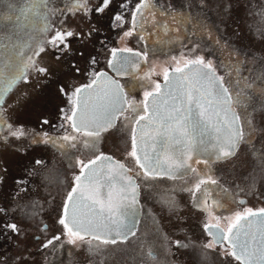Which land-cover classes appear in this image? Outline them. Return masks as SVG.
Here are the masks:
<instances>
[{
    "label": "flooded vegetation",
    "instance_id": "flooded-vegetation-1",
    "mask_svg": "<svg viewBox=\"0 0 264 264\" xmlns=\"http://www.w3.org/2000/svg\"><path fill=\"white\" fill-rule=\"evenodd\" d=\"M135 7L129 13H124L126 15L122 18L125 26H128L132 33L151 35L149 46L150 53L155 55L154 61L150 63L146 57V67L136 76H120L108 64L112 58L110 54L94 73L108 70L116 74L126 90L127 100L139 103L141 108L133 113L129 107L128 111L119 114L114 126L100 133L99 138L104 139L101 141L98 138L94 146H84V137L73 133L70 121L66 124L59 118V121H55L57 126L54 127L55 132L53 128L41 129L47 131L46 139L50 136L57 140L56 146H53L52 142H47L52 151L70 162L73 161L75 171L71 184L74 185V177L80 174L82 165L78 162L88 163L102 153L116 156L112 151L100 149L107 139L105 136L127 131L132 139V130L136 126L133 118L146 113L143 108L145 99L143 100L140 94L143 90L153 91L155 83L161 84L164 73L174 69L177 66V60L180 61V66H183L186 59H195L198 56L203 57L206 62L211 61L216 73L224 78L223 82L230 92H245L250 97L246 111L252 113L251 119L254 117L255 121L253 129H249L244 123L245 110L234 104L238 114H241L243 127L250 133L246 137V142L241 143L236 154L229 159L197 160L193 168L195 171L185 175L171 178L168 176L145 177L142 174L143 170L135 163V159L134 163H131L125 158L117 157L124 160L133 170V176L139 185L140 205L135 226L136 235L130 236L126 241L117 239L116 244H101L94 254H89L88 245L85 243L88 263L109 264L117 261L116 264H220L222 261L223 264H244L243 261H238L234 256L227 254L232 251L229 241L222 240L215 243L214 247H206L210 241L216 239V230L211 229L213 234L210 235L204 225L208 224L211 227L218 224L219 228L226 232L228 224L234 220L236 213L244 215L246 209L258 212L259 209L264 208V176H262L264 175V159H262L264 157V124L259 123L262 117L264 118V93L260 91L264 88V60L260 59L262 56L259 54L254 58L248 51L245 53L239 50L236 47V36L229 31L230 23L228 21L221 23L220 19L214 18L212 14L208 16L196 9L193 10L187 4L164 6L159 0H151L150 8L143 9L142 17L138 14V22L134 28L132 13ZM254 11L257 28L262 31L260 35L264 36V29L261 28L264 13L259 5L254 8ZM120 13L118 10L115 12L117 15ZM28 19L17 21L16 18L11 20L0 17V82L2 83L13 80L19 74L23 67L21 60H27L28 57L34 59L33 51H30L31 48L34 49V42L40 45V42L44 41L38 36L40 32H43L42 29L36 28L37 32L30 30L29 27L32 25ZM55 25V22H52V26ZM43 34L46 35L44 32ZM161 61L166 65L163 69L160 65ZM11 66L17 67L19 70L17 74L10 75ZM94 73L70 88H66L65 85L60 88L63 89L62 93H65V103L61 105L60 112L63 117L65 114L71 115L73 102L76 101V96L73 95L75 89L91 83L95 78ZM146 74L147 78H144ZM26 76L34 79L30 68ZM139 77L142 80L137 81ZM23 80H19L11 91L4 94L3 112L0 113V118L7 124H11L12 130L23 127V124L11 121L5 110L7 107L5 104L15 87ZM143 97L145 98L144 95ZM41 120H45L44 117ZM9 132L8 127L0 124V139L13 137ZM61 134L76 135L79 141H60L58 137ZM28 137L38 142L35 144H40L38 134L26 135V138ZM60 143L64 144L63 149L60 148ZM72 143H75V147L70 146ZM248 151V156L254 163L252 171L243 178L236 168L241 170L239 158ZM36 159L40 163L43 161L41 157ZM200 180L205 181L201 184V192H196L194 196L193 191L186 190ZM197 202L208 210L197 207ZM35 237L42 238L40 233H36ZM50 239L45 238L42 244ZM177 240L182 241L185 247H178L174 243ZM92 243L95 245L99 242L93 240ZM149 250L153 252L155 259L148 257Z\"/></svg>",
    "mask_w": 264,
    "mask_h": 264
},
{
    "label": "snow or ice",
    "instance_id": "snow-or-ice-1",
    "mask_svg": "<svg viewBox=\"0 0 264 264\" xmlns=\"http://www.w3.org/2000/svg\"><path fill=\"white\" fill-rule=\"evenodd\" d=\"M43 2L44 0H23V6L18 10L16 20L27 19L29 13L37 14L39 4ZM109 2L110 0H103L102 5L95 11L103 12ZM0 3H3V0H0ZM87 5L88 0H72L71 7L64 14L75 15L80 12L87 15L92 11ZM150 6L151 0H140V3L136 5L132 13L134 28L138 22V14L142 17L143 9L150 8ZM9 8L13 11L16 10L12 4H9ZM115 19L120 20L121 17L117 16ZM60 23L62 27L59 29L45 23L42 31L44 33L52 31L53 35L42 42L35 53L36 56L45 51L43 44H47L58 53L56 59H59L60 54L70 47L68 40L74 36H81L80 33L67 29L63 20ZM131 35L132 31H126L120 38L123 39ZM122 52H132V49L113 48L111 49L112 58L108 61L109 66L118 74H123L126 71L125 65L128 63L127 58L120 55ZM134 56L140 57L141 54L137 52L134 53ZM28 61L23 64L19 74L0 89V113L3 112L4 94L11 91L19 80H27L26 72L29 68H34L40 74L47 73L46 68L36 67L35 61L31 57L28 58ZM92 63H95L94 58ZM176 64L171 77L167 71L164 73L165 91H161V85L155 83L153 91L144 93L143 108L147 112L151 107V115L147 117L138 115L133 118L134 123L141 127L139 135L135 128L132 130V149L129 155L135 159V163L143 170L142 174L145 177L168 176L171 178L181 169L185 170V174L188 171H195L188 164L190 157L185 154V150L191 149L199 152L201 145L206 146L203 151H207L208 147L212 148L217 159H229L234 156L240 144L245 143L246 137L250 135L249 131L241 124V114L236 112L234 104L245 110L243 112L244 123L248 125L249 129H253L252 113L246 111L250 97L245 92H230L228 88L224 87V78L217 75L211 61L206 62L203 57L198 56L195 59H186L183 66H180L179 60L176 61ZM132 67H139V63L132 64ZM94 77L90 84L75 89L73 95L77 97V100L73 102L71 115H64L65 122H71L73 133H80L84 137L85 147L94 146L100 133L114 126L118 114L128 111L129 107L133 113L141 108L139 103L129 102L121 86L116 81L110 80L106 73L96 72ZM145 78H147V74ZM104 81L110 82L112 87L102 88L97 93L95 102L90 104L89 99L86 98L87 94L95 91V88H101ZM249 87L251 86L249 85ZM260 91L264 93V88ZM149 97H151L150 105L147 102ZM159 101H162L163 104H160ZM207 112L216 116L215 123L212 122L211 116L206 115ZM145 121L147 125L153 126L155 136L145 133V124L142 123ZM47 123V120L42 121V124ZM0 124L8 127L9 134L17 139L26 134L22 127L12 130L13 126L7 124L2 118H0ZM44 135L47 136L46 133ZM146 136L153 145H159L153 147L150 152L145 151L144 148ZM58 139L60 141H79V137L72 134ZM42 142H52L53 146L57 144V140L50 136ZM173 145L180 147L176 149L173 148ZM70 146L75 147V143ZM60 148H64L63 143H60ZM138 150L141 155H138ZM170 150L176 152V159L166 155ZM103 159L110 160L111 158L104 157ZM99 160H101L100 156L88 163L78 162L82 165L80 174L74 177V185L66 197L62 215L58 220V223L66 230L69 242L75 243L78 239L86 243L89 254H94L101 244H116L117 239L126 241L130 236L136 235L137 213L135 209L138 206L136 181L133 176L128 174L130 170L120 163H116L118 171L114 173L111 171L108 173L98 172L96 163ZM205 163L207 162L205 161ZM204 183V180H200L192 188L186 190L193 191L195 196L196 192H201V184ZM117 184L120 185L119 188L116 187ZM100 186L108 189L105 199L100 198ZM204 191L206 192V189ZM78 205L86 208L87 213H81ZM196 206L204 207L199 202L196 203ZM204 210L208 209L204 207ZM3 211L0 209V212ZM258 216L264 220V208L259 209L258 212L246 209L244 215L236 213L234 220L228 224L226 232L221 230L218 224L211 227L205 224L204 227L209 230L210 235L213 234L211 229L216 230V239L210 241L206 247H214L215 243L226 240L229 241L232 249L227 254L234 256L236 260L243 261L244 264H264V232H261V238L257 241L256 235L244 231V226L241 223L242 220L245 223H250L249 217ZM3 227L6 231L11 230L16 234L20 232L15 223H7ZM44 228L46 229L47 225H44ZM86 237H91V239H86ZM59 239V236H54L41 247L47 248L53 244V241ZM93 240L99 243L94 245ZM253 242H256L258 247L250 250V245ZM174 243L178 247H185L182 241L177 240ZM147 255L149 258L155 259L151 250L147 252ZM16 259H20V257Z\"/></svg>",
    "mask_w": 264,
    "mask_h": 264
},
{
    "label": "rangeland",
    "instance_id": "rangeland-1",
    "mask_svg": "<svg viewBox=\"0 0 264 264\" xmlns=\"http://www.w3.org/2000/svg\"><path fill=\"white\" fill-rule=\"evenodd\" d=\"M139 1L110 0L103 12H96L95 9L102 5L103 0H88L87 6L92 11L87 15L80 12L65 15L72 0H44L39 4L37 14H28L29 18L35 19L34 25L29 22L32 25L30 30L43 29L45 23L52 26V22L56 24L52 27L59 29L63 20L67 29L80 33L81 36L68 40L70 47L60 54L59 59H56L58 53L47 44H43L45 51L36 56L35 53L43 41L40 45H35L34 42V49L31 48L30 51H33V58H36L33 59L35 66L46 68L47 73L40 74L30 68L34 79L29 76L27 80L21 81L5 104L8 117L13 123H22L26 134L19 139L14 136L10 139H0V209L4 210L0 212V264H89L85 243L78 239L75 243L69 242L66 230L58 223L66 196L73 187L71 182L75 171L74 163L53 152L47 143L42 142L47 140L44 135L47 131L41 129L53 128L55 132V121H59V118L65 121L60 113L61 105L65 103V93L63 94L60 88L63 85L70 88L93 74L100 63L105 61L106 56L111 54V49L140 50L146 54L150 63L154 61L155 55L150 53L149 46L151 35L132 33L129 37L120 38L124 32L130 31L122 16L132 11ZM159 1L164 6L187 4L193 10L208 16L212 14L214 18L220 19L221 23L228 21L229 31L236 36L233 37L236 39V47L245 53L248 51L254 58L259 54L262 56L260 59L264 60V36L260 35L262 31L257 28L254 11L259 5L264 13V0ZM9 4L16 10L10 9ZM21 6L23 0H3V3H0V17L15 19ZM117 10L121 12L118 15L115 14ZM117 16L121 19L116 20ZM261 28L264 29V21ZM45 34L40 32L38 36L45 41L53 32L48 31ZM28 58L21 60V63L29 62ZM160 65L162 69L166 67L163 61ZM140 80L141 77L137 81ZM145 92L143 90L140 94L143 100ZM43 117L48 121L47 124L41 123ZM254 121L255 118L252 117V122ZM259 123L264 124L263 117ZM34 133L39 135L40 144H35L38 142L29 137L26 138V135L32 136ZM64 136L66 135L61 134L58 138ZM105 137L107 139L100 149L112 151L116 157L134 163V158L129 155L132 139L127 131L110 133ZM99 139L102 141L104 138ZM248 154L249 151L239 158L241 170L236 168L243 178L253 168L254 162ZM37 157H41L43 161L37 163ZM44 222L48 229L44 228ZM7 223H15L20 230L19 234L11 230L6 231L3 225ZM36 233H40L42 238L37 239ZM55 235L60 237L58 241H53L47 248L41 247L45 238L52 239ZM17 257L20 259H16ZM116 263L117 261L109 264Z\"/></svg>",
    "mask_w": 264,
    "mask_h": 264
},
{
    "label": "water",
    "instance_id": "water-1",
    "mask_svg": "<svg viewBox=\"0 0 264 264\" xmlns=\"http://www.w3.org/2000/svg\"><path fill=\"white\" fill-rule=\"evenodd\" d=\"M120 49H122V48H120ZM137 52L141 54L140 57H135L134 56V53H137ZM120 55L122 57H124V58H127L128 63L125 65L126 71L123 74H118L115 71L117 75H120V76L136 75V74H138V72L142 71L145 68V66H146V56L140 50H133L132 49V52H122V53H120ZM137 62L139 63V67H136V68L132 67V64H135ZM100 72L106 73L107 76L110 78V80L116 81L121 86L125 96L127 97L126 90H125L121 80L116 76V74H113L111 71H108V70H101ZM168 75L170 77L173 75V69L168 73ZM177 75H179V74H177ZM189 75H191V74H189ZM165 83H166L165 80H163L161 82V84H160L161 85V91H165V89H164ZM88 84H90V83H87V84H84V85H88ZM93 87L95 88V86H93ZM104 87L111 88L112 86H111L110 82L104 81V82H102L101 88H95V91H91L90 93L87 94L86 98L89 99V103L90 104L95 102V98H96L97 93L100 92L101 89L104 88ZM224 87H226L225 84H224ZM76 100H77V97H76ZM147 102L150 105L151 97L148 98ZM159 103L163 104L162 101H159ZM235 110H236V108H235ZM161 111H163V108H161ZM236 112L238 113L237 110H236ZM149 115H151V107H149L147 113L142 115V116L147 117ZM206 115L211 116L212 122L215 123L216 116L213 113L207 112ZM118 116H119V114H118ZM118 116H117V118H118ZM116 121H117V119H116ZM116 121H115V123H116ZM142 123L145 124V133H148L150 135L155 136V131H154L153 126L147 125L146 121L142 122ZM140 127H141V125L136 124V128L135 129L137 130V134L138 135H139ZM137 142H138V146H139V140ZM158 146H159L158 144L157 145H153L152 141L147 139V136H146L145 145H144L145 151H149L150 152L153 149V147H158ZM179 147H180L179 145H173V148L179 149ZM200 147H201V151H199V152L191 150V149L185 150V154L190 157L188 159V164L191 166V168H194L197 160H199V159L219 160V159L216 158V156L214 154V150L212 148L208 147L207 151H203V149L206 146L205 145H201ZM138 155H141L139 150H138ZM166 155L169 156L172 159H176L177 158L176 152L171 151V150L168 153H166ZM99 156L101 157V160L97 161V163H96V169H97L98 172L108 173V172L111 171V172L114 173L115 171H118V169L116 168V163H120V164H123L126 169L130 170L128 174L133 176L132 169L123 160H120V159L116 158L114 155H112L110 153H103V154H101ZM104 157H110L111 159L110 160H104L103 159ZM94 160H96V158ZM85 171H87V170H85ZM189 172L190 171H188L187 173H189ZM181 175H185V170L184 169H181L179 172H177L175 176H181ZM133 178L135 179L134 176H133ZM135 181H136V179H135ZM136 184L138 186V195H139V185H138L137 181H136ZM116 187L119 188L120 185L117 184ZM107 191H108L107 188L102 187V186L99 187V193H100V198L101 199H105L106 198ZM137 201H138V206L136 207L135 211H136L137 216H138L139 205H140L138 197H137ZM78 207H79V205H78ZM79 211L81 213H87V209L83 208V207H79ZM248 219L251 221L250 223H245L243 220L241 221V223L244 226L243 230L247 231L249 234H255L256 238H257V241H259L260 238H261V235H260L261 232H264V220H262V218L259 217V216L255 217V218L249 217ZM241 238L242 239L244 238L243 235H242ZM256 247H258V244L256 242H253L250 245V250L252 248H256Z\"/></svg>",
    "mask_w": 264,
    "mask_h": 264
},
{
    "label": "trees",
    "instance_id": "trees-1",
    "mask_svg": "<svg viewBox=\"0 0 264 264\" xmlns=\"http://www.w3.org/2000/svg\"><path fill=\"white\" fill-rule=\"evenodd\" d=\"M50 2H51V1H49V4H51ZM49 4H48V5H49ZM47 7H48V6H47ZM27 18H29V17H27ZM34 21H35L34 18H29V19H28V22H30L31 24H34V23H33ZM36 45H37V44H36ZM18 67H20V66H18ZM9 71H10V75H15V74H17V72H18L19 70H17V67H16V66H11V67L9 68ZM7 84H8V82H6V83H2L0 89H2V87L6 86Z\"/></svg>",
    "mask_w": 264,
    "mask_h": 264
}]
</instances>
